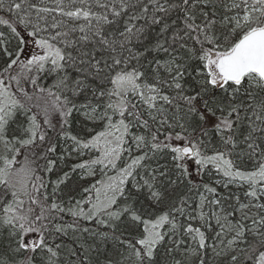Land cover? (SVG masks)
Segmentation results:
<instances>
[{
  "label": "snow or ice",
  "instance_id": "snow-or-ice-1",
  "mask_svg": "<svg viewBox=\"0 0 264 264\" xmlns=\"http://www.w3.org/2000/svg\"><path fill=\"white\" fill-rule=\"evenodd\" d=\"M0 264H264V0H0Z\"/></svg>",
  "mask_w": 264,
  "mask_h": 264
},
{
  "label": "trees",
  "instance_id": "trees-1",
  "mask_svg": "<svg viewBox=\"0 0 264 264\" xmlns=\"http://www.w3.org/2000/svg\"><path fill=\"white\" fill-rule=\"evenodd\" d=\"M53 179L55 178V177H52Z\"/></svg>",
  "mask_w": 264,
  "mask_h": 264
}]
</instances>
